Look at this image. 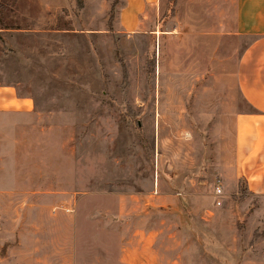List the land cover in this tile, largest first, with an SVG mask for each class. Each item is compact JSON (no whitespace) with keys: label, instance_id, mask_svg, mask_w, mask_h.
Masks as SVG:
<instances>
[{"label":"rangeland","instance_id":"1","mask_svg":"<svg viewBox=\"0 0 264 264\" xmlns=\"http://www.w3.org/2000/svg\"><path fill=\"white\" fill-rule=\"evenodd\" d=\"M112 1L0 0V84L32 105L0 112V264H264V198L234 176L253 37L188 0L135 26L121 0L110 27Z\"/></svg>","mask_w":264,"mask_h":264},{"label":"crops","instance_id":"2","mask_svg":"<svg viewBox=\"0 0 264 264\" xmlns=\"http://www.w3.org/2000/svg\"><path fill=\"white\" fill-rule=\"evenodd\" d=\"M123 1L121 8L134 26L147 10L154 13L157 3V0ZM188 1L192 5L195 28L224 30L225 36L232 31L235 35L253 37L238 61L239 91L251 110L240 111L234 117V176L237 183L240 178L245 179L252 194L264 198V0ZM184 19V24L190 23L186 17ZM213 41L215 37L210 36L200 40L199 44L210 46ZM29 100L19 96L13 86L0 84V112L9 109L28 111L32 106Z\"/></svg>","mask_w":264,"mask_h":264},{"label":"trees","instance_id":"3","mask_svg":"<svg viewBox=\"0 0 264 264\" xmlns=\"http://www.w3.org/2000/svg\"><path fill=\"white\" fill-rule=\"evenodd\" d=\"M177 1V0H176ZM122 3V1L121 0H113L112 1V4L110 5V14H109V19H108V22H107V24L110 26V27H112V24H113V20L116 18V12L114 13V10H115V7L117 6V4H121ZM177 3V2H176ZM175 4V3H174ZM174 8H175V6H174ZM174 8L172 7V10L174 11ZM252 110H254L253 108H252ZM247 185V184H246ZM247 188H248V185H247ZM247 190H249V188L247 189Z\"/></svg>","mask_w":264,"mask_h":264},{"label":"built area","instance_id":"4","mask_svg":"<svg viewBox=\"0 0 264 264\" xmlns=\"http://www.w3.org/2000/svg\"><path fill=\"white\" fill-rule=\"evenodd\" d=\"M215 195H216V197L221 198V196L223 195V189L221 186H217V188L215 190ZM217 202H218V204L222 203V201L220 199Z\"/></svg>","mask_w":264,"mask_h":264}]
</instances>
